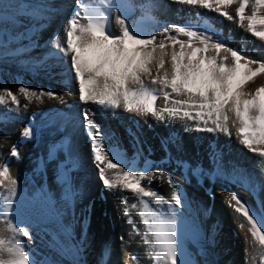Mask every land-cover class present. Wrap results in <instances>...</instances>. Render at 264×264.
<instances>
[{"label": "bare ground", "instance_id": "6f19581e", "mask_svg": "<svg viewBox=\"0 0 264 264\" xmlns=\"http://www.w3.org/2000/svg\"><path fill=\"white\" fill-rule=\"evenodd\" d=\"M3 2L10 8L0 11V93L13 91L20 105L18 108L10 97L0 103V162L7 161L10 174L18 179L23 214L33 225L29 239L13 233L0 217V235L6 243L19 241L39 264H156L143 239L142 205L129 208L134 230L124 214L122 197H128L129 205H139V201L131 193L106 190L99 179L83 121V113L90 109L106 134L103 142L117 159L129 167L152 165L153 172L165 173L164 179L154 180L150 187L166 203L146 198L149 208L167 211L173 192L183 194L187 204L181 209L185 259L192 264H251L253 238L247 222L234 211L235 202H230V197L236 194L260 210L264 202V157L245 148L231 126V135L208 133L194 126L186 129L180 121L165 123L151 115L80 103L70 56H63L51 43L59 34L63 46L67 22L80 0ZM148 2L127 0V23L136 31L158 33L165 26L191 25L193 30L213 34L214 41H222L242 55L264 60V40L252 36L238 22L173 0H150L151 19L146 20L142 7ZM235 7L229 8L232 15ZM80 13L85 23L84 9ZM245 14H251V5ZM118 15L114 12L110 23L115 33L121 30ZM209 24L214 30H209ZM170 34L176 33L173 30ZM260 84H264V74L255 77L249 87ZM21 85L37 93L51 90L64 102L47 96L28 100L19 93ZM69 91L73 95L69 96ZM157 103L160 106L163 100ZM26 127L34 130V138H22ZM65 136L69 137L66 144L62 142ZM13 145L20 159L10 156ZM50 154L55 156L53 161ZM168 175L174 185L167 182ZM6 196L0 186V201ZM177 219L179 223L180 216ZM241 223L245 224L243 229ZM241 248L248 254L245 259L240 256Z\"/></svg>", "mask_w": 264, "mask_h": 264}, {"label": "snow or ice", "instance_id": "6c2138e0", "mask_svg": "<svg viewBox=\"0 0 264 264\" xmlns=\"http://www.w3.org/2000/svg\"><path fill=\"white\" fill-rule=\"evenodd\" d=\"M173 2L214 11L228 21L238 22L252 36L264 40V0ZM233 5L236 6L235 15L229 12ZM249 5L251 14L246 15ZM9 8L10 5L0 0V11ZM81 8L84 9L85 23L81 22ZM151 8L149 0L142 7L144 19H151ZM128 11L127 0H90L88 3L80 0L67 22L63 46L59 34L51 41L63 56H70L79 102L103 109L151 115L165 123L180 121L185 123L186 129L194 126L197 131L208 133L231 135V126L236 129L245 148L264 157V84L254 89L249 87L255 77L264 74V60L242 55L224 42L214 41L213 34L193 30L191 25L165 26L158 33L138 32L127 23ZM114 12L119 13L116 17L121 28L119 33L110 30ZM173 30L176 34H170ZM19 93L28 100L47 96L64 102L63 97L51 90L37 93L21 85ZM68 95H73V92L69 91ZM5 97H10L19 108L20 100L13 91L5 89L0 93V103ZM161 99L163 104L158 106ZM83 121L98 176L105 189L131 193L139 201V205H129L128 197H122L123 211L130 224L133 220L129 216V208L136 209L142 205L139 215L145 225L143 239L149 245V255H154L156 264H192L191 260L183 257L181 209L187 207L183 194L173 192V203H168L167 211L149 208L146 198L157 204L166 203L164 197L150 187L154 180L164 179L165 173L153 172L152 165L136 169L123 164L106 147L102 139L106 134L94 121L90 109L83 113ZM21 136L34 138V130L26 127ZM10 156L20 159L16 145L12 146ZM0 163H3L0 186L7 192L0 201V217L5 218L13 233L31 239L33 225L23 214L24 201L18 194V179L10 174L7 161ZM145 181L147 183H143ZM167 182L175 184L170 175ZM231 201L235 202L234 211L247 222L253 246L258 242L264 250V202L260 210H256L236 194L231 195ZM133 227L135 230L134 224ZM240 227L243 229L245 224L241 223ZM133 259L137 257L133 256ZM0 264H38V261L19 241L6 243L0 235Z\"/></svg>", "mask_w": 264, "mask_h": 264}, {"label": "rangeland", "instance_id": "374dc122", "mask_svg": "<svg viewBox=\"0 0 264 264\" xmlns=\"http://www.w3.org/2000/svg\"><path fill=\"white\" fill-rule=\"evenodd\" d=\"M72 3H73V1H72ZM210 22V21H209ZM39 24V23H38ZM39 25H37V27H38ZM45 27V26H44ZM210 27V28H209ZM208 28H209V30H214V28L213 27H211L210 26V24H209V26H208ZM212 28V29H211ZM75 225V224H74ZM68 235H69V232L67 233ZM79 236V235H78ZM71 237V239H73L72 238V236H70ZM75 241H76V239H75ZM239 246V245H238ZM242 246H243V244H242ZM240 247V246H239ZM238 247V248H239ZM244 247V246H243ZM239 252H240V256L242 257V259H245L247 256H248V254H247V252H246V250H244L243 248H241L240 250H239ZM249 257H250V259H251V264H264V250H262L261 249V247L257 244V245H254V247H252V250H251V252H250V255H249ZM37 260V259H36ZM39 264V263H38Z\"/></svg>", "mask_w": 264, "mask_h": 264}]
</instances>
